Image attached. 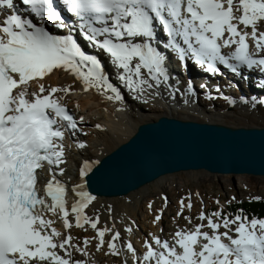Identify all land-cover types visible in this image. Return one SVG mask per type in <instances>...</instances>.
<instances>
[{"label":"snow or ice","instance_id":"6c2138e0","mask_svg":"<svg viewBox=\"0 0 264 264\" xmlns=\"http://www.w3.org/2000/svg\"><path fill=\"white\" fill-rule=\"evenodd\" d=\"M23 4L37 20L68 27L54 0H23ZM62 4L77 18L85 38L110 57L120 70L118 79L138 99L161 83L169 87L165 56L154 46L158 27L167 38L164 47L172 50L182 67L190 58L207 72H217L219 64L234 73L241 66L264 73V31H258L264 24V0H62ZM0 14V264H85L72 259V237L64 235L57 243L61 232L47 218L48 213L58 216L65 231L72 226L65 185L56 176L65 171L59 167L64 163L65 132H74L77 124L60 102L63 97L54 96L70 89L40 83L38 91L29 92L30 82L63 69L81 82L84 91L103 89L114 101H122L121 93L97 57L82 51L71 35L50 34L43 23L18 14L14 0H0ZM222 48L230 49L227 55ZM85 67L87 71L82 70ZM193 87L189 81L186 92L193 93ZM45 165L48 179L41 194L39 172ZM87 167L81 168V178ZM72 191L77 197L70 209L75 226L88 224L95 229L97 250L106 243L110 254L120 255L115 244L119 233L105 241V232L111 230L97 228V220L84 214L95 197L83 183ZM198 218L207 224L175 231L172 244L153 237L138 255L126 243L132 264H264V218L249 220L237 213L230 219L220 211L208 215L201 211ZM160 219L156 215L155 221ZM204 227L210 232L202 231ZM221 227L225 231L220 232ZM88 243L86 238L84 244ZM75 250L88 255L84 248Z\"/></svg>","mask_w":264,"mask_h":264},{"label":"bare ground","instance_id":"6f19581e","mask_svg":"<svg viewBox=\"0 0 264 264\" xmlns=\"http://www.w3.org/2000/svg\"><path fill=\"white\" fill-rule=\"evenodd\" d=\"M48 23L53 27L56 35L60 36L66 35L71 29L79 30L78 25L75 22L68 24L65 21V23L68 25L67 28H57L53 23ZM261 28H264V24H261L258 30L262 31ZM160 35L161 32L159 30L156 32L155 30L156 38L154 40V46L157 47V50L161 51L165 56V67L168 71L170 79L168 81L169 87H165L163 83H161L158 87L154 86L153 90L156 92L155 95L150 94L153 90H148L144 93L142 99H138L137 95L129 91L126 85L118 79V73L120 70L116 69L114 66V76H116V78H112L113 75L110 77V72H108L105 60H109L111 62V59L103 52V50L97 47H94V49L95 52H99V54H94V56H96L101 62L102 71L108 78L109 82L113 86L117 87V89L120 91L122 101L107 99L106 97L111 95V93L105 92L103 89H89L88 91H84L81 82L70 72H66L63 69L53 70L52 73L47 74L42 80L30 82V87L32 86L37 91L38 85L40 83H42L45 88H50L53 86L57 88H63L67 86L70 89L69 92H57L54 95L56 96L58 93H61L60 96L63 97L69 106H72L74 114L76 115L77 121L79 123L86 124V122L94 121L93 133L88 136L90 146L89 143L86 145L76 144L75 148H70L64 145V163L59 167L64 168L65 171L62 174L57 171L56 176V178L65 185L66 189V208L69 210L68 219L72 226L66 231L64 230V232L65 235L72 237L70 241L71 244H74L76 241V234L81 230H95L92 229L88 224H85L82 228L76 227L74 215L70 211L72 202L77 198L75 193L72 191V188L75 185L81 183L84 184L85 181V176L83 178L80 176L81 168L87 164L89 166L85 168V173L87 174L102 156L110 152L118 144L127 140L134 132L138 124L145 121L154 120L160 115H170L179 118H194L197 120H207L209 122L220 123H222L221 121L224 119V117H228L230 120L242 119V117L239 116L240 113L236 112L234 108L242 106V104L246 103L245 99H241L244 90L247 88L246 81L242 79L243 84H239L238 87L241 91H237L238 94L233 91L225 92L227 95H229L228 98L234 101L233 104H228L227 102H224L226 99L221 98V104L223 105L221 108H217L218 106L213 110H210L213 108L212 106L205 108L204 106L198 104V102H194V98L198 96L194 90L193 93L186 92L188 81L183 74L185 72L182 71L183 69L180 67V62L172 50L164 47L166 41L164 42L159 39L158 37ZM177 40L180 45L184 47L183 41L180 40L179 37ZM77 42L80 44L82 51L91 55V52L88 50L91 48V43L89 41H86V39L81 38V35H79V37H77ZM248 42L251 47V40L249 39ZM223 51L228 53L226 48H224ZM82 70L87 71V68H82ZM253 72L254 74L260 73L259 75L261 76L264 75V73H261L258 70H254ZM196 85L198 84L194 82L193 86L196 87ZM217 88H220V86ZM124 89H128V92H126L127 96L124 94ZM201 90H203V88H201ZM81 116L83 117L82 121L80 120ZM97 125H99V127H97ZM77 145L83 146L78 147ZM218 175L220 177V175L224 174ZM227 176H230V174H225V177ZM236 176L240 177L241 175ZM41 177L43 179H48L47 169L42 171ZM169 177L170 175L161 177L126 196L104 198L92 195L95 197V199L92 200L84 209V214L90 219L97 220V223L101 219H105L104 217L106 216L107 221L113 223L120 232H125L127 234L130 243L132 229L130 222L127 219H131L133 221L136 219V210H138L140 207L139 198H144V196H146L148 193L160 191L166 178ZM194 178L196 177L191 179ZM150 184L154 185V189L151 188L152 185L150 186ZM84 190L87 191L85 184ZM148 216L149 214L146 215V218ZM47 218L53 220V226L56 225L55 222L58 223L59 221L62 223L63 227V222L58 216H53L51 213H48ZM128 229H130V231ZM103 248H107L106 243L103 245ZM121 259V263L124 262V259Z\"/></svg>","mask_w":264,"mask_h":264},{"label":"water","instance_id":"95a60500","mask_svg":"<svg viewBox=\"0 0 264 264\" xmlns=\"http://www.w3.org/2000/svg\"><path fill=\"white\" fill-rule=\"evenodd\" d=\"M192 171L264 177V126L160 115L102 156L84 184L91 195L115 198Z\"/></svg>","mask_w":264,"mask_h":264},{"label":"rangeland","instance_id":"374dc122","mask_svg":"<svg viewBox=\"0 0 264 264\" xmlns=\"http://www.w3.org/2000/svg\"><path fill=\"white\" fill-rule=\"evenodd\" d=\"M261 29L264 31V28ZM105 61L108 72H110V77L113 75L112 78L114 77L115 79L116 76H114L115 72L112 63L109 60ZM251 75L252 74H249L248 77ZM250 83H248V89L246 88L242 94L246 103L235 109L236 112L240 113L239 116L242 117V119L230 120L228 117H224L221 121L222 123L230 125L264 126V86L255 90L251 88ZM214 84L215 86L219 85L216 81ZM232 85L233 84L231 83L229 87L224 86L223 89L220 87L222 92L216 89L218 86H214L213 90L210 89V93L202 92V87L196 85L194 88H198L199 90L197 89L194 92L196 95H199L200 98H194V102H198V104L205 108L212 106L213 108L210 110L215 109L217 106V108H221L223 105L221 104L222 101L220 99L229 97L225 92L233 91L238 94ZM203 89L206 91L205 86ZM32 91L37 90L30 87L29 92ZM126 92H128V89H124V94H126ZM60 94L61 93H58L56 97H61ZM61 102L66 101L62 99ZM224 102H227V100H224ZM67 106L73 112L72 106H69L68 104ZM93 122H86V124L76 122L77 128L75 132L72 131L71 133L73 138H68L66 140V146L75 148L76 144L86 145L88 143L90 146L88 136L93 133ZM216 175L217 174H209L203 171L172 174L169 178H166L160 191H154L153 193L146 194L144 198H139L140 207L136 210V219L134 221L127 219L130 222L132 229L130 243L133 245L138 255L144 251V242L146 240L151 242L153 237H157L161 241L166 240L172 244L175 231L179 229L192 230L196 224L206 225L207 220L201 221L198 218L201 211L206 215L220 211L222 215H228L231 219L232 216H230L226 210L229 205L239 201H250L256 198L264 199V177L250 175H241L240 177L236 175H230L227 177H225V175H220L219 177V175ZM193 177L196 178L191 179ZM151 185L152 184H150V186ZM151 188L154 189V185H152ZM181 201H183V208L181 207ZM189 202H191L190 208L188 207ZM177 213H179V215ZM148 214L149 216L146 218V215ZM156 215H160L161 219L154 222ZM185 217H188L189 219L186 220ZM104 218L105 219H101L97 223V228L111 230L105 232V241L111 239L113 233H119V239L115 241V244L120 255L110 254L107 248H103V245L100 250H97L95 247L97 242L95 239V230L90 231L85 229L76 234V241L74 244L70 243L73 245L70 249L71 255H74L76 258H88L92 263L123 264V262L121 263V258H123L124 261H128V264H132V255L125 247V244L129 243L127 234L125 232H120L113 223L107 221L106 216ZM213 219L215 220L216 218L213 217ZM55 223L57 231L61 232L59 239L63 240V234H65V232L62 223L59 221L58 223ZM230 227H234V225ZM201 230L210 232L207 227H204ZM220 230L225 231L223 227H221ZM86 238L89 240L87 245L84 244ZM77 246L84 248L88 255L84 256L81 252H77L75 250Z\"/></svg>","mask_w":264,"mask_h":264},{"label":"trees","instance_id":"16d2710c","mask_svg":"<svg viewBox=\"0 0 264 264\" xmlns=\"http://www.w3.org/2000/svg\"><path fill=\"white\" fill-rule=\"evenodd\" d=\"M226 210L232 216L240 213L247 216L249 220L253 217L264 218V199L256 198L250 201L235 202L229 205Z\"/></svg>","mask_w":264,"mask_h":264}]
</instances>
